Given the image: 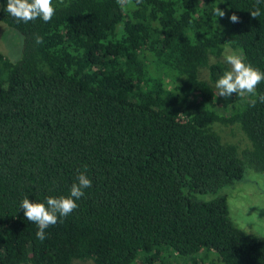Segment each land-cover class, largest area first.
<instances>
[{"label": "trees", "instance_id": "obj_1", "mask_svg": "<svg viewBox=\"0 0 264 264\" xmlns=\"http://www.w3.org/2000/svg\"><path fill=\"white\" fill-rule=\"evenodd\" d=\"M53 4L24 23L0 0L23 38L20 59L0 51V264H264V238L208 196L264 174V103L215 87L227 46L264 71V2ZM85 167L92 187L39 240L20 202L68 196Z\"/></svg>", "mask_w": 264, "mask_h": 264}, {"label": "clouds", "instance_id": "obj_2", "mask_svg": "<svg viewBox=\"0 0 264 264\" xmlns=\"http://www.w3.org/2000/svg\"><path fill=\"white\" fill-rule=\"evenodd\" d=\"M124 3L125 0H120ZM264 0H256V7L250 11L253 18L259 17L261 9L259 5ZM64 4V0H59ZM6 11L17 22L28 23L40 18L45 23L51 21L55 15L56 8L53 0H7ZM216 17L223 18L226 13L223 9L216 6L213 9ZM230 22L238 23L239 17L232 13L229 17ZM34 42L37 45L43 44V37L34 36ZM224 61L229 65L226 70L216 81L215 87L218 89L217 96L224 99L231 96L239 95L249 97V104L255 107L257 102L264 103V94L257 93V86L264 82V71L246 63L244 58L235 53L226 54ZM92 187V180L87 175V168L80 171L76 177V182L71 185L68 196L60 195L58 197L48 196L46 202H33L26 196L20 202V208L24 211V217L27 221L35 223L38 226L36 236L43 241L46 237L45 230L50 226L63 222V218L68 217L78 208L77 201L85 195V190Z\"/></svg>", "mask_w": 264, "mask_h": 264}, {"label": "rangeland", "instance_id": "obj_3", "mask_svg": "<svg viewBox=\"0 0 264 264\" xmlns=\"http://www.w3.org/2000/svg\"><path fill=\"white\" fill-rule=\"evenodd\" d=\"M22 41V36L16 30L0 20V51L7 54L10 59L18 60L23 54ZM229 53L242 56L239 50L227 46L224 55ZM208 196L225 197L232 220L246 232L264 238V174L262 172L248 168L243 179ZM214 258L216 257L211 256L206 263H211ZM73 264L94 263L92 260H86L76 261Z\"/></svg>", "mask_w": 264, "mask_h": 264}]
</instances>
